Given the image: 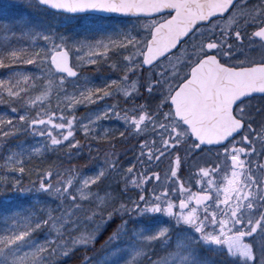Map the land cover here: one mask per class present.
I'll list each match as a JSON object with an SVG mask.
<instances>
[{"label": "snow or ice", "instance_id": "snow-or-ice-1", "mask_svg": "<svg viewBox=\"0 0 264 264\" xmlns=\"http://www.w3.org/2000/svg\"><path fill=\"white\" fill-rule=\"evenodd\" d=\"M0 34V264H62L109 229L82 264H264V0H9ZM86 64L116 76L82 80ZM113 115L139 145L126 171L108 151L91 174L28 166L82 157L77 131L91 153Z\"/></svg>", "mask_w": 264, "mask_h": 264}, {"label": "trees", "instance_id": "trees-1", "mask_svg": "<svg viewBox=\"0 0 264 264\" xmlns=\"http://www.w3.org/2000/svg\"><path fill=\"white\" fill-rule=\"evenodd\" d=\"M9 0H0V6H3L4 4L8 3ZM71 28V31L69 33H76V32H81L82 31V25L79 21L75 20L73 23L69 25ZM65 29H61V31H64ZM4 43L3 41V35L0 34V45ZM28 71H32L31 66H25ZM88 73H93L95 68L93 66H90L87 68ZM7 75V73L0 69V78L3 76ZM39 93H34L33 95H38ZM109 103H117L116 100L114 99H108ZM57 98L55 94L52 95L51 98V107L52 108H57ZM48 105H46L47 107ZM85 111L78 108L75 110L73 113L76 117H82L83 113ZM65 113L67 114V111L65 110ZM12 113L10 112V109L4 105L0 104V116H5V117H10ZM56 115H60L59 108H57ZM108 123L106 124L109 126V130L107 129L104 135H100L97 137L96 140L91 142V153L89 149V141L86 140L82 134V132L77 131L76 135L77 138L81 140V142L85 145L84 148L82 149V157H77L75 154L73 155L72 159L69 160L68 156L65 155L64 153H48L47 158H45L43 161L34 160L32 161L31 165L28 166H38L40 170L46 169L49 166V163L52 161H56L57 155L61 156V159L64 161V167L69 168V167H74V168H79L84 174H90L91 170L94 168V164L96 162H102L104 160V151L108 152H115V156L113 157L119 159V164L122 166L121 167V172L126 171V169L131 166V164L136 163V158L139 156V145L136 143L135 140H125L121 137H119V132L124 131L122 126L120 125L121 121H114L113 117L107 121ZM108 133H114V136H109ZM36 138V137H35ZM33 138L31 135L24 137L21 136L18 139H24L26 141V144H29L32 141V144H36L37 142L35 141L36 139ZM39 139V138H37ZM17 141H13L15 144ZM97 147L100 148L99 154L97 153ZM145 152H147V149H145ZM91 161V162H89ZM58 162V161H57ZM87 164L88 167L85 168L84 165ZM167 167V160H165L163 163H161L158 168L154 167V170L159 171L161 174H163L164 168ZM186 173V170H185ZM185 173H182L184 175ZM113 179L109 180L106 182V184H111L113 187H115L116 180L117 179H122V177L118 173H113ZM37 177L35 174H33L31 177L25 175L22 179V183L27 188L33 180H36ZM155 183V180L153 179V184ZM153 185L149 184V189H151ZM123 187V185H121ZM118 195V193H116ZM133 195V194H130ZM23 199V198H22ZM42 199H44L42 197ZM26 202V201H25ZM34 202V199H33ZM52 207H55V205H51ZM3 212V206L0 205V213ZM111 229L108 231L104 232L99 239L96 241L95 245H89L87 249L76 246V249L73 251V253L63 259L62 264H82V260L86 256H92L93 254H90L91 248L96 247V246H101V244L104 242L105 239H107V236L110 234ZM78 235L77 233H73V237Z\"/></svg>", "mask_w": 264, "mask_h": 264}, {"label": "rangeland", "instance_id": "rangeland-1", "mask_svg": "<svg viewBox=\"0 0 264 264\" xmlns=\"http://www.w3.org/2000/svg\"><path fill=\"white\" fill-rule=\"evenodd\" d=\"M74 21L75 20H72L71 23H73ZM79 22L81 23V25H83L85 23V21H79ZM107 23L109 25H116V24L124 23V20H113L112 19V20L108 21ZM69 34H72V33H69ZM74 59L75 58L73 57V60ZM90 66H93L95 68V70L93 71V73H88L87 72L88 71L87 68L90 67ZM85 69H86V71L83 73L81 79L83 80V76H87V77L91 78V81H92L93 84H97V85H101V86L105 82V79L106 78H109V77L115 78V76H116V74H114V73H112L111 71L108 70L107 65H103L99 70H97L96 66H94V65H87L86 64L85 65ZM70 91H71V89H70ZM107 105H110V103L108 102V100H106V101H100V102H97L96 104H91V105H79V106H77L76 109L80 108V109L84 110L85 112L83 113L82 117H85V116L92 115L93 113H95V112H97L99 110L104 109ZM112 117H113V120L114 121H119V120L116 119V117L114 115ZM92 118L95 119L94 116ZM109 120L110 119L98 122V135H97V137L100 136V135H104L105 134L104 131H106L109 128V126L106 125L108 123L107 121H109ZM83 122L84 123H87L86 120L83 121ZM119 126H122V122H120V125ZM37 138H39V137H36L35 138L36 139L35 141L37 142L36 144H32V141H31L29 143V145H37V146H39L38 145V142L40 141V138L39 139H37ZM100 164H102V162H96L94 164L95 166H94V168L92 170H94ZM90 174H91V172H90ZM193 185H194V182H193ZM197 190H198L197 187H195V186L192 187V191L193 192H195ZM100 194L101 195H104L103 192H101ZM177 203H178V201H177ZM100 247H101L100 245L99 246H96V247H92L90 254H93V255H95L97 257L103 255L100 252Z\"/></svg>", "mask_w": 264, "mask_h": 264}, {"label": "flooded vegetation", "instance_id": "flooded-vegetation-1", "mask_svg": "<svg viewBox=\"0 0 264 264\" xmlns=\"http://www.w3.org/2000/svg\"><path fill=\"white\" fill-rule=\"evenodd\" d=\"M252 103H253V104H258V103H259V99L257 98V100L252 101ZM257 147H258V146H257ZM256 159H257V157H253V161H256ZM258 159H259V161H260L261 163H264V156H260Z\"/></svg>", "mask_w": 264, "mask_h": 264}]
</instances>
